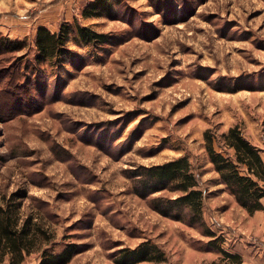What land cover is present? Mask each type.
I'll return each instance as SVG.
<instances>
[{"label":"rangeland","instance_id":"374dc122","mask_svg":"<svg viewBox=\"0 0 264 264\" xmlns=\"http://www.w3.org/2000/svg\"><path fill=\"white\" fill-rule=\"evenodd\" d=\"M87 1L0 0V36L26 43L0 54V200L26 191L24 213L81 244L66 264H115L116 250L146 240L165 261L136 264H264V217L225 190L203 137L236 124L264 160V0H120L82 17ZM63 20L111 42L69 41L74 55L33 73L37 26ZM181 155L205 189L204 220L239 263L133 192L126 169Z\"/></svg>","mask_w":264,"mask_h":264},{"label":"trees","instance_id":"16d2710c","mask_svg":"<svg viewBox=\"0 0 264 264\" xmlns=\"http://www.w3.org/2000/svg\"><path fill=\"white\" fill-rule=\"evenodd\" d=\"M121 7L120 0H89L80 9L82 17L109 15ZM108 32H99L76 20H63L56 30L37 26L33 37V73L48 61L69 59L74 51L68 42L101 49L111 42ZM23 40L0 36V54L23 50ZM32 68V67H31ZM205 150L209 161L218 174V180L233 196L239 206L248 213L262 210L264 199V160L261 150L245 137L238 125L225 131L206 129L203 133ZM133 192L141 198H149L153 210L163 216L183 221L198 228L208 240L207 249L215 250L239 263L240 255L230 253L220 245V236L203 218L206 197L199 173L189 159L178 156L160 163L135 165L125 170ZM165 194L152 196L154 193ZM26 191L17 189L0 200V263L23 264L26 257L35 255V264H66L81 251V244L65 241L48 232L33 212L24 213L21 208ZM39 209V205H36ZM39 206V207H38ZM115 264H136L141 261H165L157 244L148 240L135 247H123L113 255ZM210 264H214L211 262Z\"/></svg>","mask_w":264,"mask_h":264},{"label":"crops","instance_id":"0c3cea01","mask_svg":"<svg viewBox=\"0 0 264 264\" xmlns=\"http://www.w3.org/2000/svg\"><path fill=\"white\" fill-rule=\"evenodd\" d=\"M262 212H264V209L263 210H260V211H256L255 217L256 218H262V217H264V215H262Z\"/></svg>","mask_w":264,"mask_h":264}]
</instances>
